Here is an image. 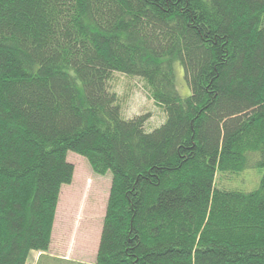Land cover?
Segmentation results:
<instances>
[{
    "label": "trees",
    "instance_id": "obj_1",
    "mask_svg": "<svg viewBox=\"0 0 264 264\" xmlns=\"http://www.w3.org/2000/svg\"><path fill=\"white\" fill-rule=\"evenodd\" d=\"M69 150L111 174L95 264H264V0H0V264L48 250Z\"/></svg>",
    "mask_w": 264,
    "mask_h": 264
},
{
    "label": "rangeland",
    "instance_id": "obj_2",
    "mask_svg": "<svg viewBox=\"0 0 264 264\" xmlns=\"http://www.w3.org/2000/svg\"><path fill=\"white\" fill-rule=\"evenodd\" d=\"M176 86L181 95L189 94V88L179 64L176 66ZM109 87L116 92L121 112L125 117L148 112L146 121L148 129L158 126L164 120L165 114L162 107L151 98L140 77L112 72ZM66 159L73 165V175L71 181L62 184L60 189L52 250L57 249L56 244L59 243L61 252H64L63 248H66L73 254V261L43 256L39 264L95 263L93 260L105 213L111 174L110 172L104 175L95 173L86 157L74 151L69 150ZM260 174L261 171L256 167L246 169L237 176L217 173L215 182L217 186L250 190L258 185Z\"/></svg>",
    "mask_w": 264,
    "mask_h": 264
},
{
    "label": "crops",
    "instance_id": "obj_3",
    "mask_svg": "<svg viewBox=\"0 0 264 264\" xmlns=\"http://www.w3.org/2000/svg\"><path fill=\"white\" fill-rule=\"evenodd\" d=\"M56 219H54V223H53V227H52V234H51V242H50V246H49L48 250H46V251H31L29 253V256H28V259L26 261V264H39L40 263V259L43 256L56 258L58 260L73 261L72 260L73 254L70 253L68 251V249H66V248H63L64 252L63 251L61 252L60 248H59L61 245L59 243L56 244L57 245V249L52 250L53 249L52 246H54L53 243H54V239H55V227H56V222H57ZM56 251H58V252H56ZM95 255H96V252H95ZM95 255H94V260L93 261H95ZM79 262H82V261H79ZM93 264H95V263L93 262Z\"/></svg>",
    "mask_w": 264,
    "mask_h": 264
}]
</instances>
